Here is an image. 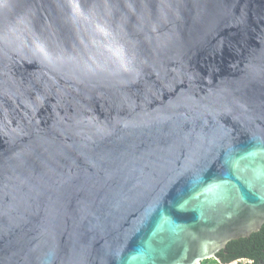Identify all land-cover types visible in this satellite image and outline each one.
I'll list each match as a JSON object with an SVG mask.
<instances>
[{
  "label": "water",
  "instance_id": "1",
  "mask_svg": "<svg viewBox=\"0 0 264 264\" xmlns=\"http://www.w3.org/2000/svg\"><path fill=\"white\" fill-rule=\"evenodd\" d=\"M263 225L264 0H0V264H201Z\"/></svg>",
  "mask_w": 264,
  "mask_h": 264
},
{
  "label": "trees",
  "instance_id": "2",
  "mask_svg": "<svg viewBox=\"0 0 264 264\" xmlns=\"http://www.w3.org/2000/svg\"><path fill=\"white\" fill-rule=\"evenodd\" d=\"M201 264H264V225L248 238L231 241L216 258Z\"/></svg>",
  "mask_w": 264,
  "mask_h": 264
},
{
  "label": "snow or ice",
  "instance_id": "3",
  "mask_svg": "<svg viewBox=\"0 0 264 264\" xmlns=\"http://www.w3.org/2000/svg\"><path fill=\"white\" fill-rule=\"evenodd\" d=\"M164 223L167 224L173 231H175L178 228V226L173 224L171 221L165 220Z\"/></svg>",
  "mask_w": 264,
  "mask_h": 264
}]
</instances>
